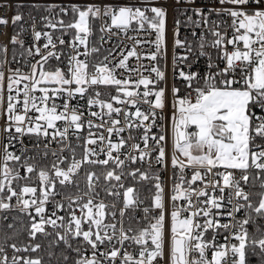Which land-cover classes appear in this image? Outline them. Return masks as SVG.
<instances>
[{"label":"snow or ice","instance_id":"1","mask_svg":"<svg viewBox=\"0 0 264 264\" xmlns=\"http://www.w3.org/2000/svg\"><path fill=\"white\" fill-rule=\"evenodd\" d=\"M250 2L256 5L255 9H247ZM219 3L235 6L216 10L218 16L223 13L232 18L229 27L233 34L230 38L226 30H217V22L208 21L202 10H197L196 15L204 24L210 25L208 31L215 37L210 47L217 50V59L223 67L212 63V56L204 50L207 42L203 35L198 46L199 55L207 56L208 68L215 71H210L207 76L190 70L186 72L176 62L190 69L189 55H174L173 72L174 75L178 72V77L186 82V92L181 96L179 88H172L170 130L158 134L152 129L163 128L157 124V119L163 120L166 89L156 85L165 79V72L156 64L130 68L128 59L135 57L136 60L155 62L157 57H166L167 12L163 8H101L91 5L82 10L73 6L74 18L71 22L48 20L47 28L61 32L56 37L59 45L66 44L63 35L73 30L72 39L67 42L72 51L63 62V67L49 63L53 59L60 61L63 54L56 51L57 43L50 32L34 31V40L39 42L43 37L46 42L42 47L48 51L41 55L39 46L26 49L29 56H41L40 60L27 65L28 72L8 68L6 77L8 48L0 46V118L4 120L3 130L11 134L9 144L4 145L0 154V210L19 209L24 213L29 218L26 231L31 241H36L38 235L53 238L46 250L49 257L46 262L40 255L41 243L20 245L15 241L16 232L12 235L5 233L0 237V264H50L51 258L56 256L51 249L60 244L65 250L60 253L63 264H165V188L159 182V175H150L139 168L127 170L125 164L126 160L132 164L139 161L151 167L154 159L157 165L166 167L165 145L169 140V131L172 146L179 155L174 154L170 160L176 171L169 196L172 210L167 214V264H246L247 251L255 252L257 248L264 258V227L257 226L254 233L249 230L257 218L264 220V0H219ZM61 11L67 13L63 8ZM212 11L210 9L208 14ZM149 12L152 15H148ZM21 20L22 16L17 14L11 22L16 24ZM96 20L101 21L99 31L105 35H115L113 28L127 34L133 22L137 25L134 30H145L147 26L155 32V40H137L136 43L154 44L155 51L142 56L133 47L127 50V55L121 52L123 58L113 67L105 63L108 55L98 63H91L87 57L99 51L95 46L89 49ZM193 23L200 26V22ZM8 24L9 19L0 17V26ZM174 36L178 37L179 32L176 31ZM100 39L103 41L104 36ZM10 43L23 47L19 34L12 36ZM185 45L186 41L174 39L175 47L185 48ZM228 45L232 46L231 51ZM80 48L86 51L81 52ZM186 51L192 52L190 44ZM116 68L125 69L130 74L139 73V77L135 81L131 75L118 78ZM141 69L154 73L155 78L145 76ZM98 86H111L117 93L111 99L117 105H131L135 110L126 111L100 99ZM90 88L92 92H89ZM86 93L89 108L98 106L100 109L99 112L90 111L91 117L101 121L99 124L91 119L85 121L84 113L71 103L77 97L84 98ZM140 104H146L148 108L142 110L138 106ZM157 110H160L159 115ZM121 112L124 113L123 126H120L121 119L113 117V114ZM85 128L88 132L81 158H76L75 148L66 145L70 148L71 160L63 168L60 165L65 164L66 158L56 152L51 153L57 159L50 168H38L28 162L33 157H25L21 161L23 151L20 155L9 151L11 141L18 138L16 134L19 137L35 136V147L40 148L41 138H51L52 141L59 138L62 144H66L70 131L76 135ZM93 128H103L108 135L94 132ZM133 130L140 133V142L129 144V141L137 139L132 135ZM125 131L128 132L127 137L122 135ZM113 134L120 137L118 142H113ZM76 138L81 139L79 135ZM43 147L47 149L48 144ZM152 152L157 155L153 157ZM48 154L47 151L38 153L41 157ZM101 156L105 158L101 159ZM85 164L104 167L99 172L85 170V188L81 189L78 174ZM21 168L26 175H21ZM186 169L191 172L186 173ZM33 173L35 176L31 175ZM124 176L155 182L152 207H144V215L139 218L132 213L143 200L137 188H125ZM21 180L26 183L20 185ZM101 180L107 182L104 191L108 195L122 196V207L118 210L115 202L106 204L98 199L97 184ZM14 182L16 187H13ZM33 183L35 186H31ZM57 183L62 189L74 187L75 194L58 190ZM257 187L258 191L252 190ZM119 188L124 191H113ZM58 195L68 201L66 206L62 201L55 200ZM13 198L15 204L12 203ZM179 201L184 203L178 204ZM50 203L53 204L51 211L47 207ZM227 205L231 207L227 208ZM153 207L158 210L155 215L150 214ZM57 211L65 212V215H57ZM242 212L243 218L238 219L237 214ZM224 215L229 222L222 223L216 219ZM7 227L14 226L8 224ZM209 230L212 235L210 239H205ZM219 230L225 233V240L234 239L238 243H218L216 235ZM131 245L138 247L129 251ZM209 249L212 251L210 259ZM18 253L38 255L25 257ZM71 253L75 256L70 260Z\"/></svg>","mask_w":264,"mask_h":264},{"label":"built area","instance_id":"2","mask_svg":"<svg viewBox=\"0 0 264 264\" xmlns=\"http://www.w3.org/2000/svg\"><path fill=\"white\" fill-rule=\"evenodd\" d=\"M18 5H31V6H38V7H46L48 9H52L55 14L57 15H66L70 9H72L73 6L81 7V8H87L91 5H96L98 7H105V6H136L141 8H151V7H160L163 8L167 12L166 17V24H165V40H166V57L161 58L157 57V61L153 62L148 59H141L136 60L135 57H131L128 59V65L130 68H134L138 65H151L156 64L161 68L162 71L165 72V79L163 81H160L156 87L157 88H165L166 89V107L163 110V120L157 119V124L162 125L163 128L154 127L152 129L153 133H160L165 130H170V117L173 114V109L171 107V104L173 102L172 100V88L175 86L180 89V95L183 96L186 92V82L178 77V72L174 75L173 68H174V55L175 56H183V55H189V61H191V67L190 69L183 63H180L179 61L176 62V64L179 66V68H183L186 72L192 71V72H198L204 76H207L210 71H215V69H209L208 68V57L207 56H200L198 51V46L200 42V37L203 35L207 42V46L205 47V51L209 53L212 56V63L219 64L220 67H223V64L217 59V50L210 47V44L215 37L211 35V33L208 31V28L210 27L209 24H204L201 20V17L196 15L197 10H202L206 14V18L208 21H215L219 25L217 30L220 31H227V35L230 38L233 34V30L229 25L231 24L232 18L227 16L226 14L221 13V15L216 14V10L225 9V8H233L234 5H227V4H220L219 0H192V2H188V0H0V17L9 19V24L6 26H0V46H7L8 53H7V61L8 63L5 65V75L7 77L8 68L17 69L19 68L23 72H28L29 68L27 65L29 63H34L41 59V56H29L26 49L33 48L35 46L41 47V55L46 54L48 49H44L42 46L46 42V40L42 37L39 42H36L34 40V31H40L42 33L44 32H50L53 35L54 42L57 43V49L58 52H63L61 55V60H50V64L53 65H59L60 67H63V62L67 59V56L69 53H71V48L68 47V43L72 39V32L67 31V34L63 35V39L66 41L65 45H59L58 41L56 40L57 36L61 35V32L59 29L56 31H53L50 28L46 27V24L48 22V19L43 18L42 16L33 15L30 12H26L23 16V20L19 25V29L17 31V34H19V39L23 41V47L21 45L17 44V49L15 51V61L13 60V55L10 53V38L14 36L13 33V23L12 18L14 17V11L15 8ZM248 10H252L256 8V5L253 3H249V5L246 6ZM66 9L67 13L62 12L61 9ZM213 10L211 14L209 13V10ZM148 15H152L150 12L147 13ZM52 21V20H51ZM177 21H179V24L177 25ZM193 21L200 22V26L197 27ZM54 22V21H52ZM97 24V46L98 49L103 53L101 60H103L104 56L108 55L109 59L108 61H105V63L108 64L109 67H113L116 64H118L119 60L123 57L121 56V52L124 53V55H127V50H130L131 48L135 47L137 52L140 53L142 56L147 55L149 52L155 51L154 44L151 43H141L137 44L136 41H154L155 40V32L147 29V26L145 27V30H134L137 29V25L135 22L130 26L129 30L127 31V34H125L123 31H119L115 28L112 29L113 33H116L115 35H112L111 33L105 35L104 33H101L99 31V26L101 24L100 20L95 21ZM178 31L179 36L175 37L174 33ZM195 32V36H193V33ZM101 36H104V40L102 41L100 38ZM179 38L181 41H186L185 48H179L174 46V39ZM191 45L192 52L188 53L186 51V48L188 45ZM242 46V42H241ZM229 51L232 50V46L228 45ZM80 51H86V49L80 48ZM109 52H111V55H109ZM90 57H87L88 60H90ZM81 59H85V57L81 56ZM143 71V69H141ZM143 74L145 76H151L152 78H155L154 73H149L147 71H143ZM116 75L118 78L124 79L128 78L131 75V78L133 81H135L139 77V73L130 74L125 69H119L116 68ZM7 83V81H6ZM203 82H201L202 84ZM196 86L195 84L193 85ZM97 90L100 91L101 96L100 99L105 100L107 102H112L114 107H120L125 109L126 111H134L131 107V105H117L115 101L111 99L112 96L117 95L115 90L111 86H98ZM141 91H143V88H141ZM89 92H92V89H89ZM37 95H40V93H37ZM124 98V97H122ZM126 99V98H125ZM150 99H154L150 97ZM88 100V94H85L84 98H79L72 100L71 103L74 106H78L80 110L84 113V119L86 120H93L95 123L99 124L101 121L97 119L96 117L90 116V111H97L99 112L100 109L98 106L89 108V105L87 103ZM57 103H61V101H57ZM141 107L142 110H146L148 108V105L146 104H140L138 105ZM158 115L160 114V110H157ZM114 118L121 119V125L123 126V117L124 113L121 112L119 115L113 114ZM105 120L108 119L107 116L104 117ZM63 123V122H60ZM59 126V124H58ZM5 127L4 120L0 118V154H2V150L5 144H9V136L11 134L5 132L3 129ZM51 131V130H50ZM92 131L94 132H103L105 136L108 135V133L105 131V129L100 128H93ZM88 129L85 128V130L81 133H78L76 135H79L81 139L77 140L76 135H73L70 131L68 140L66 144H62L59 141V138L57 140L52 141L51 138L48 140H44L43 138L40 139V148L35 147L37 143V138L35 136H29L25 135L23 137H19V134L17 135V139L11 141V145L9 146V151H13L15 154L20 155L23 151V156L21 157V161L25 159V157H33V159L29 160V163H34L37 165L38 168L40 167H51V164L57 159V157L53 156L51 153L56 152L58 155L63 156L65 159V164H61L60 167H65L67 163L71 160V151L70 148L66 145H70L71 148H75L76 150V158L80 159L83 153V145H84V139L87 137ZM123 136L127 137L128 132L125 131V133L122 134ZM133 136H135L137 139L129 141V144L140 142L139 135L140 133L136 130H133L132 133ZM113 142H118L120 137L113 134L112 136ZM151 143V142H150ZM48 144V148L44 149L43 145ZM94 147V146H93ZM141 147H143V144L141 143ZM63 149V151H61ZM127 149V146H126ZM166 149V163L167 166L164 165H157L155 160L153 159L151 167L147 163L137 162L135 164H132L130 161L126 160L125 168L127 170H134V169H141V171H148L149 174H156L160 177V183L165 188V212H166V219H165V232H166V245H165V264H167V257H168V244H167V236H168V226H169V216L168 213L172 210V205L169 201V196L171 194V189L174 183V173L176 170H174L171 166L170 160L171 157L176 152L172 146L171 142V136L169 131V140L167 144L165 145ZM47 151L49 154L47 157H41L38 155V153ZM122 151H126L122 149ZM133 155H136L135 152H133ZM157 155L156 152H152V156L155 157ZM101 159L105 158L103 156L100 157ZM121 158H125L122 156ZM83 166H87L90 168V170H94L99 172L104 166L99 165H88L85 164ZM111 166V165H110ZM21 175H26V171L21 168L19 169ZM119 172L120 170L117 169ZM190 169H186V173H190ZM35 176V173L31 174ZM122 181L124 183L125 188L132 186L137 188L138 192L141 193L144 197L143 203L140 205V207L133 212V216L139 218L144 215L143 208L144 207H152L151 200L154 192L156 191L154 188V181L152 182V186L150 187H142L140 184L143 183H150V181H139V180H133L130 176H124L122 177ZM26 182L21 180L19 181L20 185H24ZM112 183H115L114 181ZM145 183V184H146ZM199 184V182H197ZM80 188H85V179H79ZM107 182L101 180L97 184V191L100 193L98 199H102L106 204H110L112 202H115L117 205V210L122 207L121 197H115L110 196L107 194L106 191H104V187L106 186ZM16 183L14 182L13 187H16ZM31 186H35L33 183ZM143 186V185H142ZM57 189L62 191H70L72 194H75L76 189L74 187H70L68 189H62V186H60L57 183ZM120 191L121 193L124 191L123 188L119 189H113V191ZM247 190V188H246ZM211 191V189H209ZM219 195V192L216 193ZM39 195V191H38ZM225 196H227V190L225 192ZM27 198V197H26ZM204 199V198H201ZM56 201H62L65 206L67 205V200H62L61 196L55 197ZM13 204H15V198H13L12 201ZM178 204H183V201L177 202ZM49 211L53 210V204H49L48 206ZM75 207V206H74ZM227 208H230L231 205H227ZM156 209L154 207L152 208L151 215H155ZM215 211V210H214ZM13 214H22L19 209H13L11 211H3L0 210V226L3 222H5L11 215ZM79 210L77 209V215H79ZM57 215H65V212L57 211ZM182 215H184L182 213ZM7 216V219H4V217ZM237 218H243V212L237 214ZM216 219H219L222 223L229 222V218L224 216H217ZM212 235L211 230H209L208 233H205V239H210ZM225 233L223 230H219L218 234L216 235V241L218 243H238L234 239L231 241L224 239ZM138 247L135 245L129 246V251H134V249ZM9 251H11L9 249ZM17 255H21L18 253ZM212 251L211 249L208 250V256L209 259L211 258Z\"/></svg>","mask_w":264,"mask_h":264},{"label":"trees","instance_id":"3","mask_svg":"<svg viewBox=\"0 0 264 264\" xmlns=\"http://www.w3.org/2000/svg\"><path fill=\"white\" fill-rule=\"evenodd\" d=\"M81 9L83 10L86 8H81ZM26 12H30L33 15L42 16L43 18H45V19L47 18L48 20H52L54 22L57 20L63 19L65 21V23H68V22H71L74 18L71 9L69 10V12L66 15H57L54 13V11L52 9H48V8L42 7V6L38 7V6H31V5H18L15 8L14 16L19 14L22 16V20H23V16ZM22 20L17 22L16 24H13L14 36L17 35V31L19 29V25L22 22ZM69 31H71L73 34V30H69ZM97 38H98L97 24L94 21L93 35L89 39V49L92 46H95L98 48ZM16 49H17V45L12 44L10 47V53L13 56L15 55ZM102 55H103V53L99 50L97 53H94L91 55L89 61L91 63H98L99 61H101ZM0 58H2V57H0ZM85 170H90V168H88L87 166H83L80 173L78 174L79 179H84L83 174H84ZM145 183L140 184L141 188L142 187L146 188L147 186L148 187L152 186L151 181H150V183H146V184ZM252 190L258 191L259 189L257 187V188L252 189ZM139 194H140L141 199H144L143 195L141 193H139ZM28 223H29V218L26 215L13 214L5 222H3L1 224V226H0V237H2L5 233L12 235L14 232H16L17 234L15 236V241L18 242V244H20V245L27 244V243L39 242L42 245L40 255L43 256V258L46 262L49 261V257L47 255L46 250L48 248L49 241H51L53 238L52 237H46L45 238V237H41L38 235L36 241H31L30 238L28 237L27 231H26V226L28 225ZM8 224H12L14 227L8 228L7 227ZM257 226L264 227V220H260L259 218H257L256 223L249 226L250 233L256 232ZM51 250L56 253V256L51 258L50 264H63L62 257H60L61 251H65L63 244H60L59 246H53V248ZM20 254L25 256V257H27V256L35 257L38 255L37 253H20ZM74 256H75V253H71L70 254V260H71V257H74ZM58 257H59V259H57ZM246 264H264V258H262L260 250L258 248L256 249L255 252L251 251L250 249L247 251V253H246Z\"/></svg>","mask_w":264,"mask_h":264},{"label":"rangeland","instance_id":"4","mask_svg":"<svg viewBox=\"0 0 264 264\" xmlns=\"http://www.w3.org/2000/svg\"><path fill=\"white\" fill-rule=\"evenodd\" d=\"M176 155L178 156L179 155V153H176ZM181 159H183V157H180Z\"/></svg>","mask_w":264,"mask_h":264}]
</instances>
